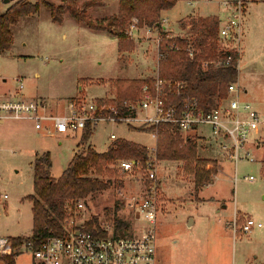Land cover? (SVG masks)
Segmentation results:
<instances>
[{
    "label": "rangeland",
    "instance_id": "1",
    "mask_svg": "<svg viewBox=\"0 0 264 264\" xmlns=\"http://www.w3.org/2000/svg\"><path fill=\"white\" fill-rule=\"evenodd\" d=\"M3 1H0V14L18 0H10L8 4ZM27 1L36 4L38 0ZM119 1L76 0V5L96 3L85 12L95 20L116 15ZM224 1L201 0L192 8L186 2L195 1H179L169 12H160L158 29L129 20L126 31L133 24L136 29L121 40L107 31L85 27L67 12L63 13L61 23L54 22L49 10L41 5L36 14L21 18L11 27V47L0 53V101L7 100L3 96L43 101L46 112L54 114L66 112L68 102L75 99L108 102L110 97H115L119 81L153 79L157 75L160 60L157 37L169 35L193 40L190 21L221 11ZM51 2L59 5L56 0ZM247 3L241 23L236 86L240 88L239 101L248 104L264 120V0ZM212 69L208 66L203 70ZM17 78L23 83L21 90ZM27 94L33 97L29 99ZM199 129L204 139L197 142L196 158L207 161L206 170L214 169L216 177L209 186L195 192L194 177L184 171L182 162L159 160L155 264H264V125L250 139L254 162L242 161L236 171L234 164L225 160L219 141L208 128ZM111 134L147 149L157 144L151 133L134 131L124 125H99L84 141L81 132L52 136L35 130L26 121L0 124V238L10 240L32 235L31 205L25 199L33 194L32 162L36 156L49 154L50 176L58 179L76 152L91 147L97 153H105L113 142L109 138ZM256 144L263 152L255 148ZM110 169L114 172L110 187L93 197L79 199L87 205L80 210L73 208L72 217L67 219L72 225L83 226L94 218L99 223L110 224L115 215L128 229L132 228L134 219L122 210V202L128 195L142 190L140 175H122L115 165ZM249 177L253 178L251 182L245 180ZM115 207L119 209L114 214ZM234 212L238 226L250 219L261 227L235 235ZM16 252L15 264H31L27 254L20 253V249Z\"/></svg>",
    "mask_w": 264,
    "mask_h": 264
},
{
    "label": "built area",
    "instance_id": "2",
    "mask_svg": "<svg viewBox=\"0 0 264 264\" xmlns=\"http://www.w3.org/2000/svg\"><path fill=\"white\" fill-rule=\"evenodd\" d=\"M1 1V0H0ZM248 0H226L222 6L226 17L219 22L217 33L218 52L225 55L222 60L204 62L201 67L214 69L228 67L239 63V43L241 38V23ZM136 29L133 24L130 31ZM149 35L150 31L147 30ZM129 35V36H130ZM156 38L157 49L160 42ZM177 49V48H176ZM193 57V50H188ZM160 57V54L158 52ZM18 89H23L22 81L15 79ZM240 88L235 83L227 86V97L218 101L209 111L200 108L195 97L187 92L185 82L166 80L157 75L151 83H145L140 88L135 99H125L115 102L84 99L71 100L67 111L61 114L47 113L43 101L2 100L0 101V123L5 121H29L35 130L45 131L51 135L93 131L102 124L124 125L138 132H149L157 143L158 132L162 127H169L179 134L189 133L200 127L208 128L212 137L219 141L220 151L227 162L234 164L235 171L242 161L254 162L249 144L252 136L257 135L264 125L258 114L245 103L239 101ZM110 140H116L111 134ZM222 141H227L224 143ZM222 142V143H221ZM147 158L140 161L120 160L116 169L125 176L134 173L140 175L142 190L124 198L122 210L134 219L131 229L125 235L118 232L112 223H99L98 228L87 231L82 226L72 225L65 220L62 231L58 234L49 230L36 240L23 243L19 249L31 259V264H155V227L159 212L157 179L159 160L157 159V144L147 149ZM251 182L252 177L245 178ZM6 199V196L3 197ZM84 201H78L77 210L85 208ZM237 217L232 220L233 233L248 234L253 228H260V223L246 219L238 226ZM14 248L9 239L0 238V256L13 255Z\"/></svg>",
    "mask_w": 264,
    "mask_h": 264
},
{
    "label": "trees",
    "instance_id": "3",
    "mask_svg": "<svg viewBox=\"0 0 264 264\" xmlns=\"http://www.w3.org/2000/svg\"><path fill=\"white\" fill-rule=\"evenodd\" d=\"M51 1L38 0L36 4H31L27 0H18L0 14V53L8 51L11 47V27L17 25L21 18L36 14L41 5L49 10L54 22L61 23L63 13L67 12L72 19L85 27L95 31H107L121 40L126 39L125 25L129 20L135 19L139 25L158 29L161 27V23L158 21L160 12L171 10L177 2L182 0H120L116 15L95 20L87 17L85 12L96 6V3L87 2L78 7L76 0H56L59 5ZM190 24V33L195 36L193 40H189L187 37H169V35H163L160 39L158 75L162 79L185 82L187 92L197 99L200 108L209 111L217 105L219 100L227 97V86L236 82L238 73L235 64L208 71H204L201 67L203 62L225 58V55L218 52L217 48L219 19L210 16L191 20ZM118 50L122 51L119 42ZM188 50H193V57L189 56ZM119 82L126 85L122 87L120 83H117L115 102L137 98L142 85L151 83L152 79ZM160 130L163 132L158 134L157 159L182 162L184 171L194 177L195 192L211 184L216 171L214 169L206 170L207 161L196 158V140L183 139L178 131H168L171 130L170 127L169 129L162 127ZM91 135L90 131H86L82 137L84 141H87ZM147 153L146 147L122 139L114 140L105 153H97L88 147L73 155L67 168L58 179H53L50 176L49 154L43 153L36 156L32 162L33 194L25 199L31 205L32 235L27 238L10 239L14 253L0 259L5 264H14V258L18 256L16 250L23 243L30 239L36 240L49 230L56 234L60 233L64 221L72 217L73 208L75 209L79 199L93 197L110 187V178L114 174L110 168L117 161L131 160L144 163ZM105 176L108 178L107 180L103 179ZM118 209L115 207L114 214ZM98 224V220L94 218L86 222L82 228L92 231L98 228ZM112 224L115 235L117 232L120 235L127 233L128 225L124 221L116 219L115 215Z\"/></svg>",
    "mask_w": 264,
    "mask_h": 264
},
{
    "label": "crops",
    "instance_id": "4",
    "mask_svg": "<svg viewBox=\"0 0 264 264\" xmlns=\"http://www.w3.org/2000/svg\"><path fill=\"white\" fill-rule=\"evenodd\" d=\"M226 1V0H225ZM203 2V1H202ZM248 3L250 2V0H248L247 1ZM188 5H190V7L192 8L195 4H197V3H201V0H198V1H195V2H186ZM247 3V4H248ZM12 4V3H11ZM203 4H204V2H203ZM207 4V3H206ZM170 11V10H169ZM168 11V12H169ZM167 12V13H168ZM245 12H246V7H245ZM220 13L222 14V15H220ZM2 14V13H1ZM245 14V13H244ZM210 16H214V17H217L218 19H219V22L220 21H222V20H224L225 19V17H226V11H225V9L222 7V9H221V11H217V12H215V13H213V14H207V15H205V16H201V17H210ZM238 68V67H237ZM238 73V72H237ZM27 96H28V98L29 99H31L33 96H29L28 94H27ZM3 97H5L7 100H12V99H18L19 98V96L18 97H14V96H3ZM114 97V96H113ZM20 98H22V97H20ZM60 112H62V111H60ZM59 112V113H60ZM51 113H53V112H51ZM20 122H25V121H20ZM26 122H29V121H26ZM30 123H32V122H30ZM1 125L3 124V123H0ZM34 127V126H33ZM35 129V128H34ZM182 136H183V138L184 139H188V138H192V139H195L196 140V146H197V142L198 141H200V139H204V138H202L203 136L202 135H204V134H202V132H200V129H196L195 131H192V132H189V133H182L181 134ZM52 136H54V135H52ZM255 148H257V150H261L260 148H258V145L256 144V146H255ZM262 152H263V150H261ZM220 171V170H219ZM215 177H216V175H215ZM214 177V178H215ZM210 185V184H209ZM208 185V186H209ZM224 209V208H223ZM234 215L237 217V213H235L234 212ZM241 224H242V222H241ZM16 259V258H15ZM15 259H14V264H15ZM0 264H4V262H0Z\"/></svg>",
    "mask_w": 264,
    "mask_h": 264
},
{
    "label": "water",
    "instance_id": "5",
    "mask_svg": "<svg viewBox=\"0 0 264 264\" xmlns=\"http://www.w3.org/2000/svg\"><path fill=\"white\" fill-rule=\"evenodd\" d=\"M10 2V0H4L3 3L4 4H8Z\"/></svg>",
    "mask_w": 264,
    "mask_h": 264
}]
</instances>
